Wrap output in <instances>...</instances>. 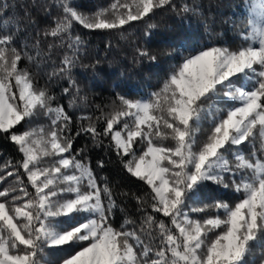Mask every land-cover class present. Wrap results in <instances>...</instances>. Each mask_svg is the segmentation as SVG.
Masks as SVG:
<instances>
[{
  "label": "snow or ice",
  "instance_id": "obj_1",
  "mask_svg": "<svg viewBox=\"0 0 264 264\" xmlns=\"http://www.w3.org/2000/svg\"><path fill=\"white\" fill-rule=\"evenodd\" d=\"M57 6L60 15L43 31L56 43L46 51L38 39L17 47L19 19L0 25V135L22 155L0 167V184L14 177L0 188V264H54L45 249L63 246L75 250L60 264H253L254 249L264 264V0H245L247 11L232 20L246 21L237 47L212 43L189 51L146 99L117 94L110 111L97 106L95 119L77 117L75 134L65 107L22 61L40 69L54 48L66 46L48 82L66 79L63 92L78 93L72 71L82 40L72 35L74 25L122 30L168 7L178 16L202 13L187 0L178 9L173 0H112L94 12L81 11L75 0ZM11 7L0 0V16ZM136 52L157 59L146 47ZM68 107H76L75 96ZM40 117L47 123L17 130ZM205 119L211 127L198 140ZM80 135L112 150L147 186L144 196L131 194L139 220L125 216L114 226L116 194L85 149L74 150ZM213 185L231 188L236 202L211 195L203 202L202 191Z\"/></svg>",
  "mask_w": 264,
  "mask_h": 264
},
{
  "label": "trees",
  "instance_id": "obj_2",
  "mask_svg": "<svg viewBox=\"0 0 264 264\" xmlns=\"http://www.w3.org/2000/svg\"><path fill=\"white\" fill-rule=\"evenodd\" d=\"M7 2L13 7L8 10L6 16H0V25L5 20H20L21 31L18 33L17 47L27 43L31 48L38 39L40 48L46 51L48 44L56 43L51 37H45L43 31L51 27L53 17L61 13L57 0H7ZM181 2L182 0H173L177 9ZM187 2L199 5L202 15L178 16L176 11L168 7L157 11L148 19L132 22L130 26L126 25L122 30H87L74 25L72 35L79 36L82 40L78 59L72 71V78L79 88L78 93L76 88L70 89L71 94L63 92L64 88L70 87L66 79L58 78L51 83L48 82L47 73L52 71L53 67L59 66L66 46L54 48L51 59L47 60L40 69H36L27 60L22 61L19 66L28 67L33 72L37 85H47L56 95L57 101L65 107L73 119L72 132L75 134L77 117L90 115L95 119L100 115L97 106L105 112L110 111L117 94L129 99H146L151 92L160 87L168 73L180 62L182 55L189 51L212 43L233 48L241 43L239 31L246 21L237 20V25H234L232 20L247 11L245 0H187ZM75 3L83 12H94L97 8L107 7L112 0H75ZM25 9L30 13L29 17H25ZM150 24L155 27L149 29ZM146 32H150V35L146 36ZM36 33L40 35L37 36ZM140 47L148 48L157 57L156 61L149 62L147 58H139L136 50ZM73 96L76 107L70 108L68 105ZM30 125L31 123H22L17 126V130L23 132ZM99 127L102 130L103 123ZM210 127L208 120L205 119L198 133V140L205 138ZM103 142L107 145L108 138ZM73 148L74 150L84 148L97 177L106 180L113 188L118 204L113 217L114 226L118 228L125 216L139 220L137 204L131 194L144 196L149 191L147 186L127 173L112 150L94 146L89 137L84 135L77 137ZM243 150L248 152L250 148L245 145ZM21 158L22 155L16 146L0 135V167L9 159L15 162ZM100 159L105 161L103 168L97 166V161ZM3 174L0 171V175ZM24 179L26 181V177ZM12 180L14 177L8 180V184H11ZM8 184H0V188ZM211 187L214 191L209 192L207 188L202 191L203 202H210L205 199L206 195L229 203L236 202L237 194L231 188L224 189L214 185ZM121 192L129 195L122 196ZM160 218H163L162 215ZM74 250L72 247L63 246L46 248L45 252L54 264H60V261ZM253 251V264H259L262 258L260 252L257 249Z\"/></svg>",
  "mask_w": 264,
  "mask_h": 264
},
{
  "label": "rangeland",
  "instance_id": "obj_3",
  "mask_svg": "<svg viewBox=\"0 0 264 264\" xmlns=\"http://www.w3.org/2000/svg\"><path fill=\"white\" fill-rule=\"evenodd\" d=\"M47 121L43 118V117H40V118H37V119H34L32 122H31V125L30 127H35L37 125H41V124H46ZM29 127V128H30ZM137 147L139 148L140 146L137 145Z\"/></svg>",
  "mask_w": 264,
  "mask_h": 264
}]
</instances>
